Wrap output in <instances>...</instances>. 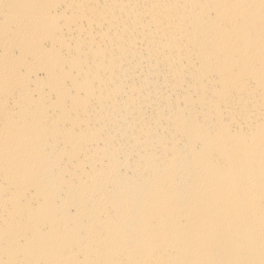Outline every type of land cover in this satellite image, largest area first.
Listing matches in <instances>:
<instances>
[{
  "label": "bare ground",
  "instance_id": "6f19581e",
  "mask_svg": "<svg viewBox=\"0 0 264 264\" xmlns=\"http://www.w3.org/2000/svg\"><path fill=\"white\" fill-rule=\"evenodd\" d=\"M0 264H264V0H0Z\"/></svg>",
  "mask_w": 264,
  "mask_h": 264
}]
</instances>
